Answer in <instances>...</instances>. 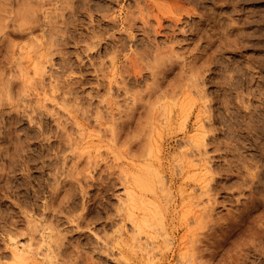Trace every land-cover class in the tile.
<instances>
[{"label": "rangeland", "instance_id": "rangeland-1", "mask_svg": "<svg viewBox=\"0 0 264 264\" xmlns=\"http://www.w3.org/2000/svg\"><path fill=\"white\" fill-rule=\"evenodd\" d=\"M139 3L148 24L137 0H0V264H15L16 241L53 264H125L119 244L134 237L149 240L156 264H264L262 95L255 76L230 77L236 58H263L247 37L264 36V0ZM158 7L176 21L153 28ZM41 87L47 101L36 98ZM187 88L194 101L181 126ZM201 105L197 145L188 137ZM203 161L208 195L197 183ZM144 164L166 208L151 240L126 197L121 205Z\"/></svg>", "mask_w": 264, "mask_h": 264}, {"label": "bare ground", "instance_id": "bare-ground-1", "mask_svg": "<svg viewBox=\"0 0 264 264\" xmlns=\"http://www.w3.org/2000/svg\"><path fill=\"white\" fill-rule=\"evenodd\" d=\"M149 2V1H148ZM147 4V3H146ZM137 5H138V8H139V12H140V15L138 16L140 21L142 22V25H145V24H148L149 23V18L146 14H144L143 12V9L146 8V7H142V5H140L139 3V0H137ZM150 5V4H149ZM195 7V6H194ZM148 8V7H147ZM159 11L155 14H153V17H154V25H150L155 28V27H160L161 24H162V20L163 18L165 17H169V18H172V19H175L176 21V18L177 17L175 14H173L174 10L172 11L169 7H162V8H159ZM157 9V10H158ZM146 10V9H144ZM155 9V11H157ZM186 10V9H185ZM195 10V9H194ZM193 10V11H194ZM147 11V10H146ZM187 11H191V10H186ZM182 12V11H181ZM179 12V13H181ZM188 12V13H189ZM179 13H176V14H179ZM188 13H186L187 15H189ZM191 13V12H190ZM193 13V12H192ZM181 14H179L180 16ZM137 18V17H136ZM134 17V19H136ZM179 18V17H178ZM177 18V19H178ZM132 19V20H131ZM130 21H133V18L130 17L129 19ZM133 23V22H132ZM130 22V25L133 26ZM153 24V23H152ZM156 24V26H155ZM256 30H260L259 29H256ZM247 37V36H246ZM247 40H248V43L250 45H248L249 48H252L251 46H257L256 49H254L255 51H258V52H262L264 53V36H261L260 34H256L255 36L253 37H247ZM247 42V41H246ZM245 45V44H244ZM246 46V45H245ZM242 47L243 44H242ZM247 47V46H246ZM263 58L259 59V60H256V63H253L252 61H250L251 59L247 58L245 61H240L239 58L235 60L236 62V67H235V71H234V75H231L230 77H236L238 79H242L240 81H247L248 79L250 78H254V76L256 77L257 79V84H256V87H257V91L260 93L259 95H262L260 96V99H261V103L263 104L262 105V109H264V54L262 55ZM252 58V57H251ZM130 59L129 60V63L135 67L136 64H134V61L136 63V60H132L131 58H128ZM127 59V60H128ZM114 63V62H113ZM128 63V62H127ZM128 63V64H129ZM129 64V65H130ZM114 66V65H113ZM116 66V65H115ZM128 69V67H127ZM126 70V69H125ZM115 71L116 69L113 70V75L115 74ZM119 71V70H118ZM117 72V71H116ZM122 75V74H121ZM115 76V75H114ZM116 77V76H115ZM51 78V77H50ZM118 78V77H116ZM41 79V78H40ZM113 79V78H112ZM54 81V79H52ZM51 80V81H52ZM43 81V80H42ZM52 81V82H53ZM50 83V82H49ZM55 83V81H54ZM112 83V82H111ZM43 84V83H42ZM41 84V85H42ZM40 85V86H41ZM46 85V84H45ZM44 85V86H45ZM54 84H52L51 86H53ZM48 86V85H47ZM50 87V86H49ZM45 88V87H44ZM49 89V88H48ZM38 90V89H37ZM40 91H36L35 95L37 96L36 98L39 99L38 101L40 100H46L47 101V98L48 95H46L48 93L49 90L46 91V88L45 90L39 88ZM50 93V91H49ZM52 93V92H51ZM55 95V94H54ZM182 95V94H181ZM185 97H181L180 99L183 98V102H180V103H184V105L182 104V106L180 105V110H179V107H178V111H180L178 113V115L181 116V119H180V116H179V119L182 121L183 125L181 126H185L186 124V121L187 119L189 118V113L191 111V108L193 107V105L191 104L194 99L192 100V97L191 96V90L189 88H187V91H186V94H183ZM47 96V97H46ZM192 97V98H191ZM55 98V97H54ZM132 98V97H131ZM50 100V99H49ZM52 100H53V97H52ZM192 100V101H191ZM51 101V100H50ZM55 101V100H53ZM181 101V100H180ZM43 102V101H41ZM52 102V101H51ZM111 104V103H110ZM43 105V104H41ZM164 105V104H163ZM175 105V104H174ZM195 105V104H194ZM171 106H173V104H171ZM165 105L163 106V109ZM168 107V106H167ZM174 107V106H173ZM206 105H201V108H199L197 114H196V125H195V129H196V133L194 135H192L190 138L188 137V139L194 143H196L197 145L198 144H202V141H203V134H204V122L202 121V116L203 114H201L202 112H205L206 109H205ZM170 108V107H168ZM163 112H165V110H163ZM168 110V109H167ZM173 111V108H170L169 109V113L171 114ZM168 112V111H167ZM175 113V112H174ZM163 115V114H162ZM165 115V114H164ZM264 114H262L263 116ZM168 116V115H167ZM162 118H164L162 116ZM169 118V117H167ZM112 120V118H109ZM166 119V117H165ZM107 120V119H106ZM168 120V119H167ZM109 121V120H107ZM180 121V122H181ZM104 122V121H103ZM102 122V123H103ZM114 122V121H113ZM113 122H111L113 124ZM181 123V124H182ZM264 124V123H262ZM110 125V123H109ZM263 129V127H262ZM261 135L264 136V130L261 132ZM161 137V136H160ZM158 136V138H160ZM161 139V138H160ZM158 140H156L155 143H157ZM157 147V145H156ZM158 149V148H157ZM155 151L157 152V150L155 149ZM209 164L205 161L199 163V166H198V169L199 171H201V176L199 177L197 183H198V187L199 189L202 191H204L205 193L207 192V195H208V187H209V184L211 179L213 177H210V173H211V169L210 167L208 166ZM264 171V168L262 169ZM261 170V171H262ZM156 173L155 171H152L151 168L149 167L148 164H144L143 166H138L136 169L133 170V172H131V181H130V184L128 186V190H127V195L124 196V200L122 201L121 205L124 203L123 202H126L125 200V197L127 199V203L128 205L125 203V205L128 206V213L132 219V221L134 222V226L136 227V229L139 231V232H145L147 235L145 240L146 239H150V234H148V232L150 231V228H154V226L156 225V227L154 229L157 230V228H160V225H165L163 224V220H164V217H165V209L163 208L162 204L157 200V196L155 195V176H156ZM263 173V172H262ZM212 175V174H211ZM158 176V174H157ZM259 177V176H258ZM159 179V178H158ZM260 179V177L258 178ZM264 180V179H263ZM260 181V180H259ZM261 181H262V178H261ZM164 182V180H163ZM258 182V180H257ZM196 183V184H197ZM262 183V182H261ZM263 184V183H262ZM163 185V184H162ZM263 186V185H262ZM197 187V186H196ZM195 196V195H194ZM199 196V195H198ZM208 197V196H207ZM210 197V196H209ZM209 197L206 198L209 200ZM199 198V197H198ZM197 198H195L196 200ZM122 200V199H121ZM194 200V201H195ZM206 200V202L208 201ZM196 202V205H195V208H194V213L196 215V217L199 218V216L201 217V213L204 211V205H202V199H198L195 201ZM204 202V201H203ZM209 202V201H208ZM205 203V202H204ZM195 204V203H194ZM119 205V206H121ZM164 205V204H163ZM165 206V205H164ZM122 207V206H121ZM124 207V206H123ZM197 207V208H196ZM207 208V207H206ZM206 211V210H205ZM199 212V213H197ZM193 213V214H194ZM203 214H205L204 212L202 213V217L204 216ZM195 217V218H196ZM34 219V218H33ZM32 219V220H33ZM31 220H29L30 222ZM34 221V220H33ZM37 221V220H36ZM31 223V222H30ZM34 224V223H33ZM32 224V225H33ZM160 224V225H159ZM37 222L33 225V226H37ZM157 225L159 227H157ZM38 227V226H37ZM43 230V229H42ZM45 230V229H44ZM162 230H163V227H162ZM161 230V231H162ZM121 231V229H120ZM125 232V231H124ZM151 232V231H150ZM164 232V230H163ZM123 233H119L117 235H121ZM116 235V236H117ZM167 233H166V236L167 237ZM118 237V236H117ZM183 237V236H182ZM14 238V237H13ZM12 238V240H13ZM121 237H118L117 239H119ZM15 239V238H14ZM152 239H153V236H152ZM186 239V238H185ZM151 240V239H150ZM184 238L181 239V241H183ZM10 241V240H9ZM14 241V240H13ZM180 241V242H181ZM50 242V241H49ZM186 242V240H185ZM29 243V242H28ZM52 243V242H51ZM15 244H17V241L15 242ZM14 244L13 248L12 249V258H13V263L15 264H53V261H51V259L49 260V258L47 259L45 256H43V258H41V255H40V250H42L40 247L34 249V247H32L31 245H28L27 247H24V248H19L18 246H16ZM30 244V243H29ZM47 244V243H46ZM121 245V251L122 252H126V253H129L127 256L124 255V263L125 264H130L132 261H131V256H134L137 254V252L139 251L140 252V258L134 262L135 264H156L155 263V251L152 250L153 249V246L149 243V240H146L144 242L140 241V239H137L136 237H134L133 239H122V241L120 242ZM184 245V243H183ZM12 246V245H11ZM32 247V248H31ZM50 247V246H49ZM48 247V248H49ZM52 247V246H51ZM40 249V250H39ZM45 249V248H44ZM52 250V248L50 249ZM47 251V250H46ZM52 253V251H51ZM121 254V253H120ZM139 254V253H138ZM186 254V253H185ZM184 252L182 253V259L184 258ZM53 255V254H52ZM123 255V254H122ZM39 256L41 259H39ZM51 256V255H50ZM186 256V255H185ZM49 257V256H48ZM136 257V256H135ZM191 257V256H190ZM51 258V257H50ZM135 259V258H134ZM185 259V258H184ZM183 259V260H184ZM194 259V258H192ZM186 261V259H185ZM184 263V262H181V264ZM186 263V262H185ZM55 264V263H54Z\"/></svg>", "mask_w": 264, "mask_h": 264}]
</instances>
